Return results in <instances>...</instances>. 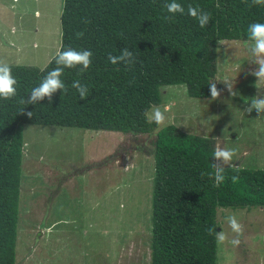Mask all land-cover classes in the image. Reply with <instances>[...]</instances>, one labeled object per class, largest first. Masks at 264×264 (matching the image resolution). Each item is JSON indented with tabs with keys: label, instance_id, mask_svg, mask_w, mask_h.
<instances>
[{
	"label": "trees",
	"instance_id": "obj_1",
	"mask_svg": "<svg viewBox=\"0 0 264 264\" xmlns=\"http://www.w3.org/2000/svg\"><path fill=\"white\" fill-rule=\"evenodd\" d=\"M171 0H62L61 42L57 52L91 50L90 68L64 69L60 77L67 92L25 104L32 89L57 65L53 57L40 68L7 64L17 93L0 99V264H15L23 124L77 127L152 134L148 110L162 102L161 86L182 84L189 96L212 98L216 83L218 41L249 40V26L264 23V6L242 0H176L185 10L166 21ZM210 14L201 28L188 7ZM128 48L135 62L111 64L108 54ZM79 67V66H78ZM89 88L80 99L72 82ZM32 112V116L27 115ZM154 132L149 264H218L217 238L221 208L264 207V168L225 167V181L214 187V137L185 132L167 124ZM239 169V171H237ZM238 176L236 183L232 177ZM212 228L210 235L208 229Z\"/></svg>",
	"mask_w": 264,
	"mask_h": 264
},
{
	"label": "rangeland",
	"instance_id": "obj_2",
	"mask_svg": "<svg viewBox=\"0 0 264 264\" xmlns=\"http://www.w3.org/2000/svg\"><path fill=\"white\" fill-rule=\"evenodd\" d=\"M61 7L62 0H0V63L43 68L60 47ZM217 46L219 96L161 86L162 102L147 116L159 107L163 126L214 137L234 151L233 165L264 168V113L245 111L264 98V80L252 74L254 41ZM154 132L23 124L15 264H149ZM218 220L226 237L217 242L218 264H264V207L221 208Z\"/></svg>",
	"mask_w": 264,
	"mask_h": 264
},
{
	"label": "clouds",
	"instance_id": "obj_3",
	"mask_svg": "<svg viewBox=\"0 0 264 264\" xmlns=\"http://www.w3.org/2000/svg\"><path fill=\"white\" fill-rule=\"evenodd\" d=\"M244 3H248V0H242ZM219 0L215 5L216 8H220ZM251 6H264V0H251L249 5ZM165 8L168 13L164 17L166 21H171L177 13L183 15L185 13L184 7L177 3L176 0H171L170 3L165 5ZM187 14L196 19L201 28L207 26L211 20V16L208 12L199 10L197 7H188ZM250 39L254 41V46L251 47V52L253 57H255L254 62L259 65L257 71L252 74L255 75L258 79L264 80V23H252L249 26ZM92 51L91 50H82L76 51L72 48H68L64 51H59L53 57L56 68L49 71L46 76L43 78L39 86L32 89L31 93L26 100L23 101L25 104L35 105L44 98L48 99V102L51 103L52 96L54 93L59 90L67 92V88L64 82L61 80V76L64 74V69H77V74H81L87 71L92 64ZM108 61L115 65L120 62H123L126 65H131L135 62V55L128 48H123L120 54L112 55L108 54ZM79 66V67H78ZM17 84L16 79L11 74V68L7 64L0 63V99L8 100L14 97L17 93L15 85ZM229 91H232V86L227 85ZM72 87L76 89L79 94L80 99H86L89 95V88L81 84L79 80H74L72 82ZM210 94L213 99L219 96V91L217 90L215 83L209 84ZM233 94V92H232ZM253 109L257 113H264V98H254L252 99L250 106L245 109L246 112H251ZM29 117L32 116V112H28ZM165 121V116L159 107H153V110L148 118L149 123H155L158 126H163ZM160 129L157 128L155 131L158 132ZM27 148V145L24 146ZM234 151L232 149H227L219 146L217 144L213 157L215 158L214 163H212V172L201 173L202 176L208 175L213 178L214 187H219L225 181V167H233V156ZM239 171V169H237ZM232 182L236 183L239 180L238 176H233ZM228 225L233 230V232L240 233L242 231V226L237 222L235 217L228 218ZM209 234L213 232L212 228L208 229ZM216 238L219 242L225 240V234L219 232L216 234ZM233 243H239L238 240H234Z\"/></svg>",
	"mask_w": 264,
	"mask_h": 264
}]
</instances>
